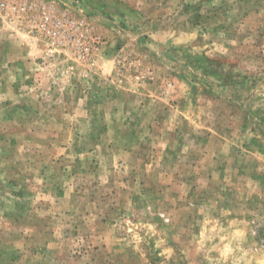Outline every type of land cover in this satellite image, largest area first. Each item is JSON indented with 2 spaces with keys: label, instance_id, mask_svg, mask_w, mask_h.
<instances>
[{
  "label": "rangeland",
  "instance_id": "obj_1",
  "mask_svg": "<svg viewBox=\"0 0 264 264\" xmlns=\"http://www.w3.org/2000/svg\"><path fill=\"white\" fill-rule=\"evenodd\" d=\"M0 264H264V0H0Z\"/></svg>",
  "mask_w": 264,
  "mask_h": 264
},
{
  "label": "built area",
  "instance_id": "obj_2",
  "mask_svg": "<svg viewBox=\"0 0 264 264\" xmlns=\"http://www.w3.org/2000/svg\"><path fill=\"white\" fill-rule=\"evenodd\" d=\"M47 20H48V17H47V16H44V18L40 21L39 24L34 23L35 21H33V22L31 23L32 28L35 29V27H36L38 30L45 29L46 24H47ZM38 30H37V31H38ZM54 33H55V31L52 32V34H54ZM49 37H50V36H49ZM54 37H55V36L53 35L52 38H49V46H51V47H52L53 42H54L53 40H55ZM49 52H50V54H52V53H53V49L51 48Z\"/></svg>",
  "mask_w": 264,
  "mask_h": 264
}]
</instances>
